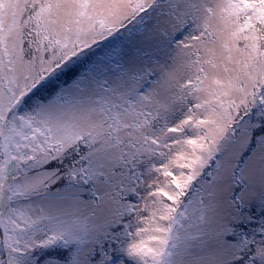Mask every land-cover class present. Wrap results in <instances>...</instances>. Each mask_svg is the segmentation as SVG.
Masks as SVG:
<instances>
[{
	"label": "snow or ice",
	"instance_id": "1",
	"mask_svg": "<svg viewBox=\"0 0 264 264\" xmlns=\"http://www.w3.org/2000/svg\"><path fill=\"white\" fill-rule=\"evenodd\" d=\"M0 264H264V0H0Z\"/></svg>",
	"mask_w": 264,
	"mask_h": 264
}]
</instances>
